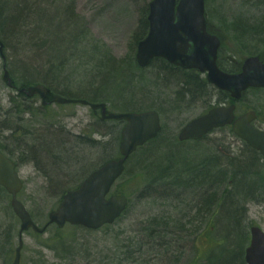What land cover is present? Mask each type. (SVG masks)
<instances>
[{"label": "bare ground", "instance_id": "bare-ground-1", "mask_svg": "<svg viewBox=\"0 0 264 264\" xmlns=\"http://www.w3.org/2000/svg\"><path fill=\"white\" fill-rule=\"evenodd\" d=\"M18 1L4 0L0 7V59L3 61V80L6 81L11 90L16 92L10 99L11 110L7 113L0 111V130L14 132L20 146L24 148L28 146V151H33L36 161L38 158L43 171L40 170L49 182L52 174L57 178L56 185L59 184L60 180L58 179L61 178L75 184L74 188L79 189L81 184L91 175L105 167L121 163L122 171L114 185L118 181L124 184L134 182L140 185L138 199L154 202L159 199L173 201L171 204L175 206L174 213L176 217L178 215L176 220L167 214L148 217L142 221L139 232L144 234L149 241L132 244L130 252L127 251L126 253L116 247L118 255L126 256L129 259L128 256L134 255V250L143 252L146 246H150L151 249L141 256H174L171 250L181 247L182 240H188L192 237V243L195 244L203 236L211 239L210 232L206 235L205 230H201L204 224L215 225L217 234L228 238L235 230L233 226L237 224V221H240V224L246 221L245 206L249 203L264 202L263 164L250 152L254 149L235 134L233 124L227 125L224 129L230 135L238 138L248 150L245 149L238 153L223 142L214 144L201 142L209 137L207 135L199 140H181L179 134L176 136L166 133L163 125L164 119L169 120L179 113L178 111L182 107L199 109L203 106L206 112L205 103L212 96V108L196 118L207 115L217 108L234 106L235 121L249 113H255L256 119L250 124L264 131V128L258 125L264 124V121L258 119L254 107L247 108L246 111L239 114L243 102L251 95L249 93L255 90H263L264 92V88H248L242 92L240 99H235L231 93L211 84L207 79V73L195 69H183L170 64L163 58H154L147 68H140L137 64L139 47L141 43L147 40L151 32L149 16L151 3L154 1L151 0L141 14L133 37L134 45L131 47V53L128 56L129 60L117 62L121 66L120 68L125 72H130L131 68L133 70L136 66L138 73H143L151 66L153 67V62V64H157L161 63L159 61H165L175 69L192 72L197 79L206 81L211 92L201 85L197 87L193 84L196 93L191 95V86H188L190 89L187 87L185 89L176 80L174 81L169 77L162 79L158 87L169 89L178 86L183 92L181 97L174 101L167 100V97H160L156 101L147 102L144 106H133L142 99L135 92V89L140 88L141 84L135 83L133 79L132 83L128 82L121 89L110 91L112 80L99 76V72L104 70L102 69L105 67L103 65L109 60H102L97 64L96 62L92 64L90 61L86 65L82 64L81 57L89 55V58H94L93 51L95 48L99 51L107 50L104 47L101 50L99 44L91 42V39L87 37V25L84 21L75 18L73 15H68L69 13L64 15L56 8L48 6L42 7L44 10L42 17L33 14L36 10L32 6L21 14L16 8V5H19ZM47 1L53 4L71 6L72 12L75 8L73 1L67 3L62 0ZM262 3V5L254 8L256 13L262 17L260 18L261 21L264 20V0ZM211 4L212 0L209 5L208 1L205 0V19L208 34L216 37L220 42L217 53L219 70L228 75H239L243 71L246 60L256 57L264 64V54L259 53L247 56L237 66H227L221 61L224 44L222 39L211 30L208 22ZM226 5L229 8L227 2ZM227 8L224 5V15L229 14ZM32 15L34 16L33 19ZM145 18L147 28L143 27L141 30ZM244 22L249 28L240 27L244 30L241 33V40L252 43L256 32L253 31L254 28L250 25L248 17ZM262 22L264 24V21ZM260 26L261 24L257 27L261 28ZM16 30H23L18 38L17 46L13 42H16V38H10V35ZM4 31L7 33L6 35ZM12 42L13 46L11 47ZM112 62L114 61L108 64L113 65ZM190 85L192 84L190 83ZM57 98L74 104L58 103L56 102ZM219 100L222 102L219 103ZM52 105L89 107L92 114L97 117L98 124L102 125L100 128L102 132L96 130L93 133L102 137L101 140L93 143L86 141L87 139H83L80 135H71V137L69 132L62 131V133L61 127L56 126L57 121L51 119V114H49ZM134 109L138 110L131 111ZM116 110H123V113L113 112ZM128 111L141 116L156 113L159 116L161 127L156 136L146 140L143 144L142 142L138 143L133 149L125 146L124 136L127 122L107 118L111 114H126ZM167 115H170V118H165ZM37 117H42L43 121H39ZM105 123H113V126ZM196 142L198 143L195 144ZM81 146H90V149L93 150L92 156L93 158L97 156V160L92 162V158H88L86 155L87 152H78ZM9 157L16 164L10 155ZM109 194H116L125 198L124 217L132 206V196L120 191L113 193L112 188ZM6 197L10 200L7 189L0 184V203ZM8 209L11 210L10 203ZM121 217L122 214L114 223L105 224L97 230L82 225L81 232L100 231L105 227L114 225ZM249 225L251 235V229L257 226L251 223ZM189 226L191 229L188 228ZM128 238L130 242V237ZM11 243V234H8L3 244L4 250ZM166 249L171 250L166 251ZM71 251L72 248L70 251L65 249L63 254L68 256L67 253H70L71 256ZM222 253L230 254V256H246L243 249L241 251L228 248L223 250L221 248L215 252L210 251L208 256H220ZM182 255L183 253H178L176 256ZM212 259L208 257L202 264H208Z\"/></svg>", "mask_w": 264, "mask_h": 264}, {"label": "rangeland", "instance_id": "rangeland-1", "mask_svg": "<svg viewBox=\"0 0 264 264\" xmlns=\"http://www.w3.org/2000/svg\"><path fill=\"white\" fill-rule=\"evenodd\" d=\"M3 1L1 0L0 7ZM62 1L66 3L68 1L74 2L75 8L72 15L86 23L87 37L91 39V42L99 44L98 46L101 50L103 47L107 49L106 51H99L95 48V51H93V54H95L94 58H89V55L87 57L83 55L84 57H81L83 60L82 64L86 65L90 62L92 64L96 62L97 64V62L102 60L114 61L116 63L129 60L128 56L131 53V47L134 45L133 37L141 14L145 11L147 4L151 0ZM207 1L209 5L211 0ZM226 2L229 8H227ZM262 2L263 0H212L208 22L211 30L223 41L221 61L227 66H237L247 56L252 54H264V24L262 22L264 20L261 21L260 18L262 17L254 10L255 7L257 8V6L262 5ZM223 3L228 9L227 13L229 14L227 15H224ZM219 7L221 11L218 9ZM216 10L218 11L216 12ZM247 17L250 25L254 28L253 31L256 32L252 43L241 40V33L244 30L240 27L249 28L244 22ZM259 24H261V28L257 27ZM255 28L257 29L255 30ZM18 38L19 36L16 37V42L13 41L16 46L18 45ZM89 38L87 39L90 40ZM13 42L11 43V47L13 46ZM159 66V63H157L143 73L137 72L135 75L136 83L141 84L140 88L135 89V91L142 97L141 100L145 104L150 101H156L160 97H167V100L174 101L183 94L178 86H173L169 89L158 87L160 81L166 79ZM3 74V61L0 59V111L7 113L11 110L10 99L16 92L7 86L6 81L3 80ZM172 80L178 79L172 78ZM144 105L135 104L133 106ZM256 105L263 106L264 108V92L248 96L243 102L239 114H242L241 112L246 111L247 108L255 107ZM113 112L123 113V110ZM178 112L171 118L170 115L165 116L167 119L170 118L169 120H165L160 113L164 119L163 125L166 133L177 136L188 122L201 115L205 110L203 106L199 109L182 107ZM49 114H51V119L57 121L56 126L61 127V132H69V136L80 135L83 139H87L86 141L92 142L100 141L102 138L93 134L96 130L101 131L102 125L98 124L97 117L92 114L89 107L83 105L61 107L52 105ZM37 118L39 121H43L42 117ZM113 123L105 124L113 126ZM115 125L117 124L115 123ZM258 125L264 128L263 123ZM208 138L209 140L205 142L209 144L223 142L238 153L246 149L238 138L230 135L228 132L217 131L212 133ZM89 149L90 146H81L78 152H87L88 158H92V162H94L97 160V156L93 158V150ZM0 150L10 155L16 162L17 170L24 182V188L19 195V199L31 212L35 222L39 226L44 227L49 222V212L58 207L61 195L66 190L73 189L75 184H71L60 178L58 179L60 180L59 184L56 185L57 178L52 174L49 182L42 173L43 170L39 165L38 158L36 161L33 151H28V146L27 148L20 146L14 132L0 130ZM41 151L43 152L44 150ZM259 161L263 164L264 168L262 159ZM117 191L132 196V206L126 215L114 225L91 233H84L80 229L73 227H66L58 233V229L55 226H51L44 235H37L32 231L27 232L23 236L24 249L21 264H202L208 258L210 251L215 252L221 248L222 250L225 248L239 249L238 242L240 240L235 239L234 235H229L228 238L221 237L220 233V236L217 234L215 225L207 224L208 227L204 224L201 230L203 231L204 229L206 235L210 232L211 239L203 236L195 244L192 243V237L188 238V240H182L181 247L172 250L166 249V251L171 250L174 256H141V254L145 255L151 249L150 246H146L143 252H136L134 250V255L128 256L131 260L127 259L126 256H120L116 253V247L124 250L126 253L127 251L130 252L132 244L147 243L149 241L144 234L139 232L142 221H145L148 217L163 214L171 215L176 220L178 215L176 214L177 217L175 216V206L171 204L173 201L159 199L154 202L138 199L140 185L134 182L124 184L118 181L113 188V193ZM9 203L10 200L7 197L0 203V264L13 263L15 250L19 244L21 223L13 211L7 210ZM245 210L246 221H243L241 224V231L243 230L244 234L241 244L243 243L242 249L244 253L251 239L249 224L251 223L264 231V202L249 203L245 206ZM188 228L191 229V226ZM7 234H11L12 243L4 250L3 244L7 238ZM128 237H130V242L128 241ZM71 248V256L70 253H67L68 256H65L63 254L64 250L70 251ZM178 253H183V255L176 256ZM220 256H230V254L222 253ZM9 258L10 260L8 261Z\"/></svg>", "mask_w": 264, "mask_h": 264}, {"label": "water", "instance_id": "water-1", "mask_svg": "<svg viewBox=\"0 0 264 264\" xmlns=\"http://www.w3.org/2000/svg\"><path fill=\"white\" fill-rule=\"evenodd\" d=\"M149 20L150 35L139 47L137 64L140 68L148 67L154 58H163L183 69L207 73L211 84L231 93L235 99H240L242 92L248 88H264V64L258 57L246 60L239 75H228L219 70L217 53L220 42L207 32L205 0H154L151 3ZM56 102L74 104L59 98ZM234 110V106L217 108L191 121L180 132V139L199 140L214 129L233 124L235 134L259 151L264 158V131L250 124L256 119V114L249 113L235 121ZM107 118L127 122L124 141L125 146L130 149L156 136L161 129L156 113L143 116L137 113L111 114ZM121 171L120 163L105 167L88 177L79 189L64 196L58 210L49 214L50 224H56L60 229L71 224L97 230L105 224L114 223L125 211L126 200L118 195L107 200V196ZM0 184L12 195L11 206L22 223L21 238L13 263L20 264L24 247L23 233L33 230L42 234L45 228L40 229L34 223L25 206L17 199L23 184L15 164L2 153ZM245 260L247 264H264V232L259 227L251 229V243L246 250Z\"/></svg>", "mask_w": 264, "mask_h": 264}, {"label": "trees", "instance_id": "trees-1", "mask_svg": "<svg viewBox=\"0 0 264 264\" xmlns=\"http://www.w3.org/2000/svg\"><path fill=\"white\" fill-rule=\"evenodd\" d=\"M18 4L19 5H16V8L18 9V11L21 14L26 12L27 10H29V7H31V6L34 7L35 10H36L33 13V14H35V16H37V15H39L41 17L43 16V14H44V10H42L43 6L54 7V8H56V10H59L60 12H63L64 15H67V13H69L68 15H72V13H73L72 10L70 9V6H68V7L67 6H63L62 4H59V3L53 4L51 2H48L47 0H19ZM19 6H20V8H19ZM0 14H1V9H0ZM33 18H34V16L32 15V19ZM143 27H145V29L147 28L146 18H145V20L143 22V26L140 29L142 30ZM40 31H43V30H40ZM22 32H23V30H21V31L16 30V31H14V33L11 32L13 34L10 35V38L11 39H15L17 36H20V34ZM6 34L7 33L5 32V35ZM159 62H161V63H159V65H160L159 67H160V69L162 71V74H164L166 76V78L171 77V78L178 79V80H176L178 82V84H180L185 89H186V87L189 88L188 86H191V89L189 88L191 95H194L196 93V90L193 89V88H195L194 85H196L197 87H199V85H201L202 87H205V88H207L209 90L210 86L206 83V81H204V80L201 81V80L197 79V77L194 75V73L185 72V71H182L180 69H175V68L171 67L169 64H167L165 61H159ZM97 63H99V62H97ZM108 63H111V61H109ZM108 63H105L103 65V66H105V67L102 68L104 70L99 72V76H104V77H107V78L112 80V87H111L110 91L111 90H119V89H121V87L122 86H126L128 82L132 83L133 79H134L135 83L137 82L136 78H135V75L139 71H138L136 66H135L134 70H132V68H131L130 72H125V71H123L122 68H120L121 66H119L118 63L112 62V64L114 66L111 65V64H108ZM153 63H152V65L154 66L156 63L155 64H153ZM173 72H174V74H171ZM231 72H233V71H231ZM190 83L192 85H190ZM197 83H198V85H197ZM252 93L253 94H260V93H263V90L251 91L249 94H252ZM222 95L224 97L226 96L225 94H222ZM211 98H212V96L210 97V100L205 103L207 111L212 108V100H211ZM218 102L221 103L222 101L219 100ZM135 104L144 105L145 102L141 100V101H138ZM139 107H141V106H139ZM253 109L257 112L258 119H260V120L263 119V121H264V114H263V109L264 108H263V106L256 105ZM136 110H138V109H136ZM220 132H226V129H222V130H220ZM207 140H209L208 137H206L201 142H205ZM93 143H95V142L93 141ZM197 143L198 142H196V144ZM250 152L254 155V157H257L258 159H261L260 156H258V153H256L255 151H250ZM61 198H60V200H61ZM239 222L240 221H237V224L235 226H233V229H235V230L232 232V235H234L235 239H239L240 240V242H238L239 243L238 246H239V250L242 251L243 243L241 244V242H242V239H243V234H242L243 232L241 231V228H239L241 226V224ZM11 238H12V236H11ZM208 257H209V259L213 258L208 264H246L244 256H217V257L216 256L215 257L214 256H208ZM9 260H10V258L8 259V261Z\"/></svg>", "mask_w": 264, "mask_h": 264}]
</instances>
